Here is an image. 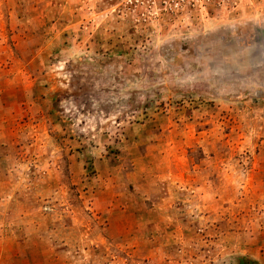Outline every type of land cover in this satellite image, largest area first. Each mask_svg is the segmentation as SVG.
Instances as JSON below:
<instances>
[{"label":"rangeland","instance_id":"1","mask_svg":"<svg viewBox=\"0 0 264 264\" xmlns=\"http://www.w3.org/2000/svg\"><path fill=\"white\" fill-rule=\"evenodd\" d=\"M263 43L264 0H0V264H264Z\"/></svg>","mask_w":264,"mask_h":264},{"label":"bare ground","instance_id":"2","mask_svg":"<svg viewBox=\"0 0 264 264\" xmlns=\"http://www.w3.org/2000/svg\"><path fill=\"white\" fill-rule=\"evenodd\" d=\"M263 48H264V43H263ZM262 52H263V50H262Z\"/></svg>","mask_w":264,"mask_h":264}]
</instances>
